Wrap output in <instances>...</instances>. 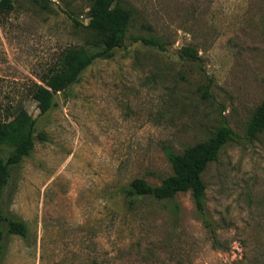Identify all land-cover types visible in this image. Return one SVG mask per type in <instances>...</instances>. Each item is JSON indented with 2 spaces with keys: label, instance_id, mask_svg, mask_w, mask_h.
<instances>
[{
  "label": "rangeland",
  "instance_id": "obj_1",
  "mask_svg": "<svg viewBox=\"0 0 264 264\" xmlns=\"http://www.w3.org/2000/svg\"><path fill=\"white\" fill-rule=\"evenodd\" d=\"M90 2L13 0L0 19V112L22 104L35 120L3 198L27 234L4 230L2 264H264V130L246 133L264 103V0H119L131 11L124 47L41 115L30 89L86 43ZM222 125L236 137L203 174L215 238L189 192L174 198L177 214L169 202L129 206L134 179L172 175L165 148L180 153Z\"/></svg>",
  "mask_w": 264,
  "mask_h": 264
},
{
  "label": "trees",
  "instance_id": "obj_2",
  "mask_svg": "<svg viewBox=\"0 0 264 264\" xmlns=\"http://www.w3.org/2000/svg\"><path fill=\"white\" fill-rule=\"evenodd\" d=\"M45 1V0H38ZM47 1V0H46ZM13 8V0H0V19ZM88 38L82 46L69 47L60 56L57 67L51 70L41 84H34L30 95L36 101L41 115L47 113L54 103V96L64 92L77 83L83 72L95 60L107 59L112 51L124 47L131 11L119 0H91L88 7ZM163 49L162 44L153 37H135L133 42ZM182 54L196 59L195 53L182 50ZM0 112V149L5 148L7 156H0V264L5 254L4 230L11 235L24 237L26 225L3 211V198L11 178V170L23 159L29 157L34 147L35 120L28 114L22 104L1 107ZM264 130V103L259 105L250 117L246 133L253 139ZM236 137L227 125L218 127L205 141L187 146L182 152H173L165 148L166 158L172 168V175L164 178L159 186L148 185L144 180L134 179L124 198L130 207L149 200L151 202L172 203V212L177 214L178 206L174 198L180 193H190V198L198 218L210 234L215 238L213 225L205 206L206 185L203 174L208 165L216 161L223 147Z\"/></svg>",
  "mask_w": 264,
  "mask_h": 264
}]
</instances>
